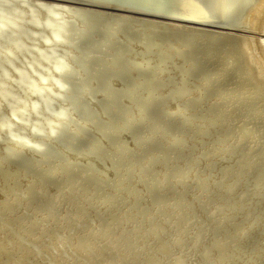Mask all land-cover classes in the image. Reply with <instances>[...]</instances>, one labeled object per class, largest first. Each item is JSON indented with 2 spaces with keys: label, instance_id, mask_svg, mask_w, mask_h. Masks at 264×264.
<instances>
[{
  "label": "bare ground",
  "instance_id": "obj_1",
  "mask_svg": "<svg viewBox=\"0 0 264 264\" xmlns=\"http://www.w3.org/2000/svg\"><path fill=\"white\" fill-rule=\"evenodd\" d=\"M72 1L144 14L0 0V264H264V0Z\"/></svg>",
  "mask_w": 264,
  "mask_h": 264
},
{
  "label": "water",
  "instance_id": "obj_2",
  "mask_svg": "<svg viewBox=\"0 0 264 264\" xmlns=\"http://www.w3.org/2000/svg\"><path fill=\"white\" fill-rule=\"evenodd\" d=\"M55 1L74 3V4H78V5H86V6H91V7L101 8V9H107V10H113V11L133 12L134 14H144V13H140L137 11H130V10H125V9L116 8V7H112V6L91 4V3L79 2V1H72V0H55Z\"/></svg>",
  "mask_w": 264,
  "mask_h": 264
}]
</instances>
